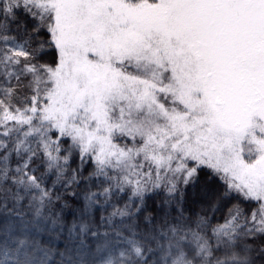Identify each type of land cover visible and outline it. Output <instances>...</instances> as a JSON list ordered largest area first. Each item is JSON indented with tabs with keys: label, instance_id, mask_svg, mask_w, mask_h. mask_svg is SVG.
I'll return each instance as SVG.
<instances>
[{
	"label": "trees",
	"instance_id": "16d2710c",
	"mask_svg": "<svg viewBox=\"0 0 264 264\" xmlns=\"http://www.w3.org/2000/svg\"><path fill=\"white\" fill-rule=\"evenodd\" d=\"M49 7L0 0V264H243L240 247L264 264L258 200L205 155L174 170V133L110 135L132 150L120 161L88 152L71 126L45 131L47 70L62 57Z\"/></svg>",
	"mask_w": 264,
	"mask_h": 264
},
{
	"label": "rangeland",
	"instance_id": "374dc122",
	"mask_svg": "<svg viewBox=\"0 0 264 264\" xmlns=\"http://www.w3.org/2000/svg\"><path fill=\"white\" fill-rule=\"evenodd\" d=\"M45 2L62 57L47 70L43 118L71 126L88 152L120 161L132 150L111 145L110 135L174 133L185 148L165 151L183 161L174 170L192 171L193 158L207 156L258 200L255 226L264 229V0ZM91 117L92 131L83 127ZM240 248L248 264L249 249Z\"/></svg>",
	"mask_w": 264,
	"mask_h": 264
}]
</instances>
